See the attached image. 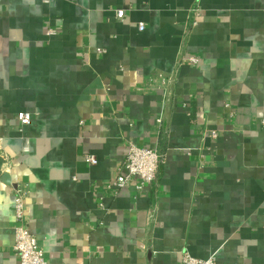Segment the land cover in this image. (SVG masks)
I'll list each match as a JSON object with an SVG mask.
<instances>
[{
    "label": "crops",
    "instance_id": "0c3cea01",
    "mask_svg": "<svg viewBox=\"0 0 264 264\" xmlns=\"http://www.w3.org/2000/svg\"><path fill=\"white\" fill-rule=\"evenodd\" d=\"M16 188L48 264H264V0H0V264Z\"/></svg>",
    "mask_w": 264,
    "mask_h": 264
},
{
    "label": "built area",
    "instance_id": "2783aa9c",
    "mask_svg": "<svg viewBox=\"0 0 264 264\" xmlns=\"http://www.w3.org/2000/svg\"><path fill=\"white\" fill-rule=\"evenodd\" d=\"M123 15V10L116 12L117 18H122ZM138 28L139 30H143L144 24L138 23ZM15 118L21 125H26L31 119V113L21 111L15 115ZM85 160L89 164H95L97 162L93 154L85 155ZM161 162L162 158L156 149L131 142L128 143L123 165L119 168L112 183L115 191L128 187L133 182H135L136 190H146L155 181ZM25 193V190L22 188H16V193L14 194V211L17 225L14 229L13 249L19 258L18 264H48L35 235L29 231L26 224L24 215ZM180 263L216 264L214 256L197 258L192 256L188 251L181 253Z\"/></svg>",
    "mask_w": 264,
    "mask_h": 264
}]
</instances>
